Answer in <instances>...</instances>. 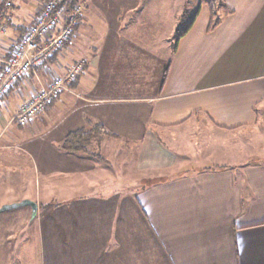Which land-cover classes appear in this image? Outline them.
Masks as SVG:
<instances>
[{"label": "crops", "instance_id": "obj_1", "mask_svg": "<svg viewBox=\"0 0 264 264\" xmlns=\"http://www.w3.org/2000/svg\"><path fill=\"white\" fill-rule=\"evenodd\" d=\"M8 1L0 69L43 0L25 16ZM75 1L93 10L0 101V264H264V155L234 141L264 124V0H223L231 14L211 31L201 2L178 40L160 0ZM140 5L138 23L123 20ZM79 59L75 80L18 123L20 104ZM88 123L113 134L99 148L139 147L136 190L107 157L60 149ZM187 135L209 138L216 162L197 166Z\"/></svg>", "mask_w": 264, "mask_h": 264}, {"label": "built area", "instance_id": "obj_2", "mask_svg": "<svg viewBox=\"0 0 264 264\" xmlns=\"http://www.w3.org/2000/svg\"><path fill=\"white\" fill-rule=\"evenodd\" d=\"M11 7L5 2L0 11V34H5L4 17ZM82 16L80 3L68 7L67 0L41 1L32 23L10 50L9 58L0 69V101L5 94L44 62L64 47L72 38L74 28ZM85 59H79L69 65L65 72L51 78L47 85L31 93L19 106L15 120L26 124L39 115L45 106L57 98L82 72Z\"/></svg>", "mask_w": 264, "mask_h": 264}, {"label": "rangeland", "instance_id": "obj_3", "mask_svg": "<svg viewBox=\"0 0 264 264\" xmlns=\"http://www.w3.org/2000/svg\"><path fill=\"white\" fill-rule=\"evenodd\" d=\"M81 1V0H80ZM203 1H207L209 3V5L211 4V7L214 8L217 7L218 3H220L218 0L217 1H212V0H160V2L162 3V7H166L167 10H171V12L173 14H175V24H177L178 29L179 30H183L184 28H186V26L191 22L192 18L194 17L195 13L197 12L198 9V5L203 2ZM5 0H0V6H2L4 4ZM16 5L17 8L15 10L16 13L20 14L23 16L27 15L28 12H30L34 7H35V2L34 0H16ZM81 4V6H83L82 8H84V12L86 13V10L90 9L93 10L92 8H89L90 6L86 3L79 2ZM169 3V6H168ZM206 3V2H205ZM88 7V8H87ZM141 10V5L138 8L133 9V11H131L130 16H128L127 14L123 15L122 17L124 18L123 20L128 19V17H133V19L131 20V24H135L138 23L141 17L139 16V11ZM9 12V11H7ZM220 11H216L215 13H219ZM104 19H99L97 20L95 18V20L92 18V21L89 19L87 21H85L84 23H89L90 24H102ZM168 17H164L162 19V23H168ZM17 20L15 18H13L12 20V24H16ZM12 26L8 27L6 26L5 28V34L6 37L7 36H11L12 35ZM175 31V30H174ZM176 36L175 33H172V37ZM173 39V38H172ZM173 42V40L171 41ZM161 51H163V48L161 49ZM188 142L192 143V138L191 135H187L186 136ZM184 141H186L185 139H183ZM209 138H204L203 136L197 135V138H194V142L192 143V147L193 149H195L194 151L190 152V156L192 155V157L190 158H195V156L197 155V153L200 154L201 156V160H199V162H195L197 166L200 165H210L213 164L214 162H216V157L212 154L213 149H212V145L211 144H207V141H209ZM237 140H240L242 148H245L246 150H251L253 152H255L257 155H264V124L262 127L260 128H254V129H249L246 130L245 132H242L241 134H239L238 137H235L234 141L236 142ZM106 142L102 144V146L99 148L95 143L92 144V146L90 147V150H92L93 152L97 153L99 157L101 158H108L110 162H112V164L114 165L111 171V174L113 176V178L115 179L117 177V175L119 174L123 181L125 182V180H128V184L123 183L122 185H124L123 187L133 191L136 190L139 186L138 182H136L138 178L141 177L142 172H140L139 170H137L136 168V161H137V156L140 154L139 152V147L137 145H134L132 148H128L126 146V144L121 141V140H115L112 138H106L105 140ZM233 142V140L231 141V143ZM236 144V143H235ZM188 146V145H187ZM190 146V145H189ZM211 146V148H209ZM231 150V147H230ZM194 152V153H193ZM206 154V160H203L204 155ZM225 154L228 157H231L232 155H230L227 150L225 151ZM208 155H212L213 157H208ZM223 160L224 157H222ZM227 158V157H226ZM190 161V160H189ZM186 163V162H185ZM183 163V164H185ZM180 165V164H179ZM187 166L184 170H192L193 168L197 167V166ZM156 173H159L160 175L162 174L161 171H156ZM148 174V173H147ZM171 174V172L165 173V175L169 176ZM17 258V256H16ZM16 264L17 261H16Z\"/></svg>", "mask_w": 264, "mask_h": 264}, {"label": "trees", "instance_id": "obj_4", "mask_svg": "<svg viewBox=\"0 0 264 264\" xmlns=\"http://www.w3.org/2000/svg\"><path fill=\"white\" fill-rule=\"evenodd\" d=\"M212 1L215 2L217 0H212ZM218 1L220 3H218L217 7H215V10L213 7H211V4L209 5L207 1H203V2H206L209 7V12H210V19H209V25H208L209 31L213 30L225 16L231 14V10H229L226 7L224 1L223 0H218ZM67 3H68V7L70 8L73 4L78 3V2L75 0H67ZM216 11H220V12L215 13ZM7 16L4 17V22L7 19ZM191 22L182 31L179 30L178 28L176 29L175 31L176 40H178V38L181 37L185 33L187 28H189ZM165 73H166V70L163 72L162 79H164ZM108 135L112 136L113 134L106 131L101 124L88 123L87 128H81V129L75 130L67 134L65 138L63 139V141L60 143V149L65 152H69V153L83 152L91 156L100 158L97 153L90 150V147L95 142L98 146L100 142L102 141V139ZM5 208H11V206H8Z\"/></svg>", "mask_w": 264, "mask_h": 264}, {"label": "water", "instance_id": "obj_5", "mask_svg": "<svg viewBox=\"0 0 264 264\" xmlns=\"http://www.w3.org/2000/svg\"><path fill=\"white\" fill-rule=\"evenodd\" d=\"M31 207H32V211L33 213L35 212V205L33 203H30Z\"/></svg>", "mask_w": 264, "mask_h": 264}]
</instances>
